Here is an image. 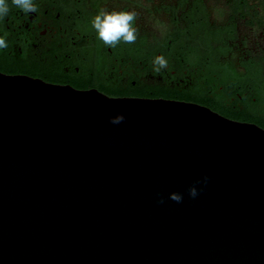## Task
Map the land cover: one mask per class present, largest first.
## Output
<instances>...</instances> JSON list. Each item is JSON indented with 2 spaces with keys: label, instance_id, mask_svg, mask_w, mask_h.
I'll return each mask as SVG.
<instances>
[{
  "label": "water",
  "instance_id": "water-1",
  "mask_svg": "<svg viewBox=\"0 0 264 264\" xmlns=\"http://www.w3.org/2000/svg\"><path fill=\"white\" fill-rule=\"evenodd\" d=\"M0 264H264V128L0 72Z\"/></svg>",
  "mask_w": 264,
  "mask_h": 264
},
{
  "label": "flooded vegetation",
  "instance_id": "flooded-vegetation-1",
  "mask_svg": "<svg viewBox=\"0 0 264 264\" xmlns=\"http://www.w3.org/2000/svg\"><path fill=\"white\" fill-rule=\"evenodd\" d=\"M0 19V72L110 97L165 98L244 112L264 87V0H33ZM136 11L135 43L110 48L92 20ZM167 69L156 74L153 60ZM214 110V109H212ZM215 111V110H214ZM217 112V111H216Z\"/></svg>",
  "mask_w": 264,
  "mask_h": 264
},
{
  "label": "clouds",
  "instance_id": "clouds-1",
  "mask_svg": "<svg viewBox=\"0 0 264 264\" xmlns=\"http://www.w3.org/2000/svg\"><path fill=\"white\" fill-rule=\"evenodd\" d=\"M11 5L20 9L22 12L30 14L38 11L37 5L33 0H11ZM10 12L8 0H0V19L5 18ZM138 13L136 11H112L108 12L101 9L99 13L92 20V28L96 31L98 38L110 48L116 47L120 42L132 44L135 43L138 35V28L134 27V21L137 19ZM7 33L0 36V49H6L8 43L6 40ZM153 71L156 74L161 73L162 70L167 69L168 61L164 56H156L153 60ZM124 120L123 115H117L110 119L112 124H120ZM208 177L205 176L202 180H198L196 184L206 185ZM203 188L198 189L195 184L188 188V195L195 199ZM169 199L174 202L181 203L183 197L179 193H170ZM157 203L163 204V198H160Z\"/></svg>",
  "mask_w": 264,
  "mask_h": 264
},
{
  "label": "trees",
  "instance_id": "trees-1",
  "mask_svg": "<svg viewBox=\"0 0 264 264\" xmlns=\"http://www.w3.org/2000/svg\"><path fill=\"white\" fill-rule=\"evenodd\" d=\"M264 83V80H263ZM256 101L247 107L244 112L232 111L222 105L211 106L218 113L240 121L254 122L264 128V87Z\"/></svg>",
  "mask_w": 264,
  "mask_h": 264
}]
</instances>
